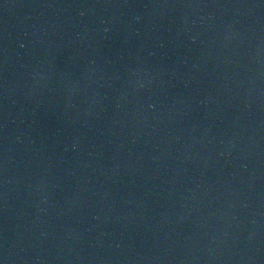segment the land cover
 Returning a JSON list of instances; mask_svg holds the SVG:
<instances>
[{
  "label": "water",
  "instance_id": "1",
  "mask_svg": "<svg viewBox=\"0 0 264 264\" xmlns=\"http://www.w3.org/2000/svg\"><path fill=\"white\" fill-rule=\"evenodd\" d=\"M0 264H264V0H0Z\"/></svg>",
  "mask_w": 264,
  "mask_h": 264
}]
</instances>
